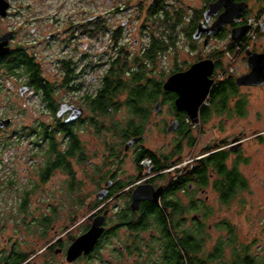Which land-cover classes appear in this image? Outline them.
Masks as SVG:
<instances>
[{"label": "flooded vegetation", "instance_id": "af4514ba", "mask_svg": "<svg viewBox=\"0 0 264 264\" xmlns=\"http://www.w3.org/2000/svg\"><path fill=\"white\" fill-rule=\"evenodd\" d=\"M3 1L0 91L34 98L47 119L34 111L28 157L0 140V264H213L210 196L224 207L231 182L234 196L245 191V142L264 145V81L237 84L252 57L255 82L264 79V0H224L209 15L218 0H137L45 34L40 50L22 45L20 14ZM226 11L239 15L214 29ZM247 16L258 31L236 54L247 32L236 20ZM197 63L211 85L193 121L163 86ZM241 90L258 91L253 108ZM0 119L9 120L2 133L12 119ZM214 128L225 136L204 141ZM92 229L98 236L86 237Z\"/></svg>", "mask_w": 264, "mask_h": 264}, {"label": "rangeland", "instance_id": "374dc122", "mask_svg": "<svg viewBox=\"0 0 264 264\" xmlns=\"http://www.w3.org/2000/svg\"><path fill=\"white\" fill-rule=\"evenodd\" d=\"M137 0H10L12 5L11 12L20 14L16 17L22 25V31L19 36L22 45L27 42L36 41L40 46L37 50L43 47L41 42H44L45 34L58 32L66 28L67 23L79 22L80 17L92 15L94 13L112 12L114 7L124 5L123 9L129 8ZM184 5L191 4L195 7L200 6L199 0H183ZM182 5V6H184ZM129 11V10H126ZM30 29H35L37 37L30 34ZM42 39V41H38ZM38 41V42H37ZM42 46V47H41ZM48 51L41 52L43 59L46 58ZM40 58L39 53H37ZM89 61H94L90 58ZM168 67L165 71L168 73ZM94 73V72H93ZM23 80L21 81V83ZM6 83V82H5ZM4 83V84H5ZM6 85V84H5ZM6 87V86H2ZM6 90V89H5ZM245 93L250 99H254L253 106L257 104L259 97L258 91H240ZM34 111H36L39 120H46L47 116L40 115L41 106L34 98L26 97L13 99L7 91H0V118H11L12 126L6 131L0 133V140L16 141V155L28 157L30 155L31 133L30 127L34 120ZM253 111V110H252ZM215 119V118H214ZM217 120L219 122L220 120ZM218 126V125H215ZM214 126V127H215ZM225 132L232 126L225 127ZM197 130H195L196 132ZM231 131V130H230ZM204 137V141L212 137L215 143L220 138H223L226 133H219L214 128L213 133L208 132ZM198 134V132H196ZM212 135V136H211ZM252 133H245L244 136H250ZM245 157L248 160L243 170L247 188L240 192L234 198L230 199L226 206L220 207L216 203V197L211 195V204L214 205L213 211L203 213L205 227L212 226L210 235L213 246L219 236H224V233L214 229V225L222 221L227 222L235 228L238 236V241L241 244L249 245V253L257 256H264V145L260 141L251 139L245 142ZM11 149H9V155ZM206 231V229H205ZM207 232V231H206ZM205 234V233H204ZM203 235V234H202ZM204 236V235H203ZM225 261L230 259V252L225 250Z\"/></svg>", "mask_w": 264, "mask_h": 264}, {"label": "water", "instance_id": "95a60500", "mask_svg": "<svg viewBox=\"0 0 264 264\" xmlns=\"http://www.w3.org/2000/svg\"><path fill=\"white\" fill-rule=\"evenodd\" d=\"M224 0H218L217 2L211 4L208 6V8L205 11V15H209V13H215L216 9L223 6ZM6 8V3H4L3 0H0V12L4 11ZM215 9V10H214ZM239 15L238 13H229V12H223L220 18L216 22V26L214 29H217L222 24L226 23L228 20V17H236ZM246 31V27L237 28V31L239 34H244ZM254 57L250 58L249 60L253 61V64L256 65V67H252V71L238 79L237 84H258L261 81L263 82L264 79L259 80L258 82H255L257 74L259 71H262V67H260V61L258 59H253ZM261 68V69H260ZM204 65L201 63H197L195 65H192L188 70L182 73H176L168 77L166 80L163 88L167 92H173L177 94V99L175 101L176 107L178 110H186L188 115L191 116L193 121L196 119V113L198 106L204 101L206 98L211 81L207 79L208 72L204 70ZM204 71L207 73L204 74ZM9 124V120H3L0 119V127H6ZM173 128H169V131ZM95 229H92L88 234H86V237H97L98 234H95Z\"/></svg>", "mask_w": 264, "mask_h": 264}, {"label": "trees", "instance_id": "16d2710c", "mask_svg": "<svg viewBox=\"0 0 264 264\" xmlns=\"http://www.w3.org/2000/svg\"><path fill=\"white\" fill-rule=\"evenodd\" d=\"M121 87H122L121 85H118V89H120ZM131 87L132 86H127V88H131ZM124 88H126V86H124ZM134 91H138V88H136V90L134 89ZM216 91L222 92V90L217 88L215 89V92ZM219 156H221V153H216L214 154L213 157L215 159V162L220 161L221 163L222 158H219ZM229 176L231 179L233 177L236 179V175L234 173H230ZM234 182H231V186L229 188L230 192L227 195H223L220 197V201L222 203H227L230 199L235 197L233 195L235 189L233 187V184H235ZM242 187L246 189V187L243 186V184L238 188H242ZM214 229L223 232L224 236L222 235L219 236L216 240L215 245L213 246L212 257H211L213 264H264L263 255L257 256L249 253V245L241 244L238 241V236L233 226H231L227 222L225 223V221H222L220 223L215 224ZM226 249H228L230 252V259L228 261L227 260L225 261V257H224ZM202 260H204V258L197 259L195 263L194 258H189L187 264H204ZM181 264H185L184 261H182Z\"/></svg>", "mask_w": 264, "mask_h": 264}, {"label": "built area", "instance_id": "2783aa9c", "mask_svg": "<svg viewBox=\"0 0 264 264\" xmlns=\"http://www.w3.org/2000/svg\"><path fill=\"white\" fill-rule=\"evenodd\" d=\"M236 23L239 26L247 27V32L245 34L244 39L236 47L235 53L238 54L244 49L245 46H247L248 44H250L251 42L255 40L258 27H259V19L256 18L255 16H247L244 18H238L236 20ZM226 58L228 59L229 64L226 67L225 71L229 72L233 68V63L235 62V55L232 53H226Z\"/></svg>", "mask_w": 264, "mask_h": 264}]
</instances>
